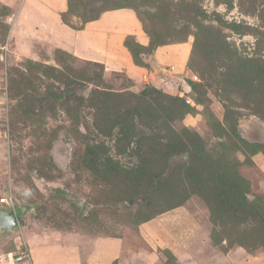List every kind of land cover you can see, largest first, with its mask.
Instances as JSON below:
<instances>
[{
  "label": "rangeland",
  "instance_id": "374dc122",
  "mask_svg": "<svg viewBox=\"0 0 264 264\" xmlns=\"http://www.w3.org/2000/svg\"><path fill=\"white\" fill-rule=\"evenodd\" d=\"M49 1L0 0V198L21 214L0 264H182L186 238L264 256V0ZM121 8L147 30L103 60L49 27Z\"/></svg>",
  "mask_w": 264,
  "mask_h": 264
},
{
  "label": "crops",
  "instance_id": "0c3cea01",
  "mask_svg": "<svg viewBox=\"0 0 264 264\" xmlns=\"http://www.w3.org/2000/svg\"><path fill=\"white\" fill-rule=\"evenodd\" d=\"M44 3L47 6L54 7L49 0H44ZM37 15L40 16L41 20L45 18L43 14ZM49 27H53L55 34L61 38L58 44L59 47L69 51L73 55L86 56L96 60H103L110 54L109 50L112 43L117 41L121 43L127 36L138 37L143 34L142 25L138 21L135 13L132 10L124 8L105 11L97 19L84 24L82 28L77 30L70 31L64 28L63 25L56 23H52ZM171 47L175 49L177 56L185 52H190L187 47L182 49L181 45H163L156 48L155 59H158L157 55L159 53L174 51L171 50ZM184 242L187 248H183L180 245L179 248L175 247V253L181 256L182 264H264V256L251 260V257L243 255L239 258L233 253L230 256L227 255L226 258L215 257L213 259H207L206 257L209 255L201 253L199 250L197 251V248H194L193 244L187 238Z\"/></svg>",
  "mask_w": 264,
  "mask_h": 264
},
{
  "label": "water",
  "instance_id": "95a60500",
  "mask_svg": "<svg viewBox=\"0 0 264 264\" xmlns=\"http://www.w3.org/2000/svg\"><path fill=\"white\" fill-rule=\"evenodd\" d=\"M72 92L79 93L83 97L89 96L87 89L74 88ZM181 158L186 160L188 155L184 154ZM61 185L62 184H59L54 187L58 193L56 197L60 196V198L67 200L72 204L74 210L82 213L86 204V198L73 191L69 186ZM19 233L20 227L13 207H0V245H3L6 241L17 236Z\"/></svg>",
  "mask_w": 264,
  "mask_h": 264
},
{
  "label": "built area",
  "instance_id": "2783aa9c",
  "mask_svg": "<svg viewBox=\"0 0 264 264\" xmlns=\"http://www.w3.org/2000/svg\"><path fill=\"white\" fill-rule=\"evenodd\" d=\"M0 207H14V200L10 194H4V196L0 198ZM27 256V252L23 251L20 253V256H17L14 260L16 262H21Z\"/></svg>",
  "mask_w": 264,
  "mask_h": 264
},
{
  "label": "trees",
  "instance_id": "16d2710c",
  "mask_svg": "<svg viewBox=\"0 0 264 264\" xmlns=\"http://www.w3.org/2000/svg\"><path fill=\"white\" fill-rule=\"evenodd\" d=\"M69 7L71 8V6L69 5ZM99 16V15H98ZM98 16H88V17H86V21H85V23L84 24H86V23H88V22H90V21H93V20H95V19H97L98 18ZM142 25H143V23H142ZM143 27V26H142ZM143 30H147V29H145V26H144V28H143ZM164 44H159L158 42H154V41H152L151 40V44H150V47H154L155 49L156 48H158V47H160V46H163ZM142 93H145V91H143ZM19 210V209H18ZM16 215H17V218L19 219L20 218V210L16 213Z\"/></svg>",
  "mask_w": 264,
  "mask_h": 264
},
{
  "label": "clouds",
  "instance_id": "9594fccd",
  "mask_svg": "<svg viewBox=\"0 0 264 264\" xmlns=\"http://www.w3.org/2000/svg\"><path fill=\"white\" fill-rule=\"evenodd\" d=\"M26 196L27 195H30L31 193H30V190L29 191H26L25 193H24Z\"/></svg>",
  "mask_w": 264,
  "mask_h": 264
},
{
  "label": "flooded vegetation",
  "instance_id": "af4514ba",
  "mask_svg": "<svg viewBox=\"0 0 264 264\" xmlns=\"http://www.w3.org/2000/svg\"><path fill=\"white\" fill-rule=\"evenodd\" d=\"M55 192L57 193V190H55ZM58 194V193H57ZM58 196V195H57ZM60 197V196H59ZM65 200V199H64Z\"/></svg>",
  "mask_w": 264,
  "mask_h": 264
}]
</instances>
